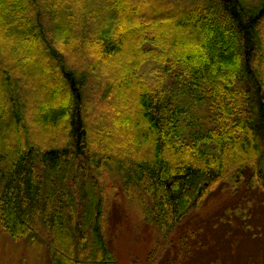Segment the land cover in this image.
<instances>
[{"label":"trees","instance_id":"trees-1","mask_svg":"<svg viewBox=\"0 0 264 264\" xmlns=\"http://www.w3.org/2000/svg\"><path fill=\"white\" fill-rule=\"evenodd\" d=\"M246 168L264 0H0V231L39 261L120 264L105 174L159 243Z\"/></svg>","mask_w":264,"mask_h":264},{"label":"rangeland","instance_id":"rangeland-1","mask_svg":"<svg viewBox=\"0 0 264 264\" xmlns=\"http://www.w3.org/2000/svg\"><path fill=\"white\" fill-rule=\"evenodd\" d=\"M104 178L111 220L106 233L120 264H264V194L251 170L229 171L159 243L119 183L109 173ZM35 255L0 231V264H44Z\"/></svg>","mask_w":264,"mask_h":264}]
</instances>
